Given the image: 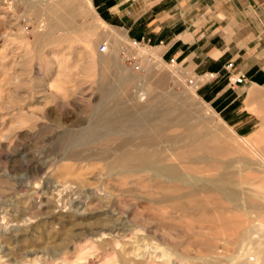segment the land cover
Here are the masks:
<instances>
[{
    "label": "rangeland",
    "instance_id": "rangeland-1",
    "mask_svg": "<svg viewBox=\"0 0 264 264\" xmlns=\"http://www.w3.org/2000/svg\"><path fill=\"white\" fill-rule=\"evenodd\" d=\"M103 42L109 51L99 50ZM199 76L146 45L130 46L89 0H0V264H245L256 257L264 208L242 200L235 210L212 194L210 210L225 221L199 223L172 202L150 201L161 198L144 182L153 172L125 179L109 169L122 149L170 119L168 134H182L189 120L227 148L212 158L232 162L239 177H264V88L259 100H249L248 90L231 102L240 88L230 83L210 102L202 95L209 84L198 88L210 78ZM126 112L144 125L128 123ZM190 190L189 183L180 193ZM227 221L254 236L241 239Z\"/></svg>",
    "mask_w": 264,
    "mask_h": 264
},
{
    "label": "crops",
    "instance_id": "crops-1",
    "mask_svg": "<svg viewBox=\"0 0 264 264\" xmlns=\"http://www.w3.org/2000/svg\"><path fill=\"white\" fill-rule=\"evenodd\" d=\"M89 1L100 19L120 29L128 40L141 41L190 76L208 75L210 79L198 87L209 84L202 91L208 101L217 100L230 84L229 78L237 75H243L244 82L231 86L240 88L231 102L248 90L249 100L256 95L254 100L261 99L264 0Z\"/></svg>",
    "mask_w": 264,
    "mask_h": 264
},
{
    "label": "bare ground",
    "instance_id": "bare-ground-1",
    "mask_svg": "<svg viewBox=\"0 0 264 264\" xmlns=\"http://www.w3.org/2000/svg\"><path fill=\"white\" fill-rule=\"evenodd\" d=\"M75 1L78 5H83L86 0ZM64 23L70 24L68 17L65 18ZM107 51H109V48ZM143 96L141 95V98ZM100 117L104 120L111 119V121H117L118 119L116 115L109 116L105 114ZM123 118L128 123H134L138 126L144 125V121L134 120L130 112H126ZM181 124L184 128L182 134L170 135L166 132V128L172 126L170 119H165L163 124L155 125L148 131L146 130L140 144L122 149V153L115 157L109 165V169L121 173L125 179L134 178L135 176L140 177L149 171L153 172V176L149 179L146 178L144 182H147L145 184L150 187V190H159L161 198H153L150 201L153 203L159 201L172 202L175 209L191 214L190 216H193L194 220L199 223H210L215 219L222 218V215H216L217 213L214 215L212 213L215 212L210 210V206L216 204L215 200V203L211 200L213 197L210 198L212 194L221 196L222 200L231 203L235 210L239 209L242 200L246 203L248 209L259 210L264 208V177L258 180L250 179V177H239L237 173L229 169L233 164L232 162L225 164L219 161L220 157H218V160L211 157L212 155L214 157L225 155L224 153H228L226 147L224 148L216 143L212 144V136L206 132L199 134L189 120ZM108 125L111 126L112 124L109 123ZM164 143L168 145L167 148L162 146ZM242 162L246 167L253 164L248 158L242 159ZM210 169L219 171L220 174L210 180L204 178L202 173ZM259 172L264 175L263 169ZM189 180L192 182H189ZM198 180H203V182L198 183ZM189 183L193 186V190L180 193L182 187ZM200 196H204V200L202 197L200 200ZM221 204L223 205V202L220 203V200H218L217 205L221 206ZM222 220L225 221L223 218ZM239 226L238 223H227V228H235L234 232L236 233L234 234L240 235L243 240L251 239L254 236L252 230L238 234L240 231ZM255 255L258 260L264 255L263 245L259 244L256 247ZM182 258H185V256ZM208 262L205 264H209Z\"/></svg>",
    "mask_w": 264,
    "mask_h": 264
},
{
    "label": "built area",
    "instance_id": "built-area-1",
    "mask_svg": "<svg viewBox=\"0 0 264 264\" xmlns=\"http://www.w3.org/2000/svg\"><path fill=\"white\" fill-rule=\"evenodd\" d=\"M129 42H130V46H134V47L140 46V45H145L141 41H137L134 39H129ZM107 49H108V42H103L100 44L99 50L101 52H107ZM127 53L128 52H125L123 54V58L130 59V56ZM170 62L173 63V60H171ZM229 65H231V64H229ZM190 82H192V81L190 80ZM242 82H244V76L243 75H237V76H235V78H229V83H242ZM245 264H260V263L258 262V260L256 259V257L254 255H249L246 259Z\"/></svg>",
    "mask_w": 264,
    "mask_h": 264
}]
</instances>
